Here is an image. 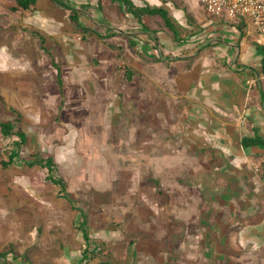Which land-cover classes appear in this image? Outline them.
<instances>
[{
  "label": "crops",
  "instance_id": "0c3cea01",
  "mask_svg": "<svg viewBox=\"0 0 264 264\" xmlns=\"http://www.w3.org/2000/svg\"><path fill=\"white\" fill-rule=\"evenodd\" d=\"M63 1L75 4L77 25L60 4L38 0L30 26L57 46L80 92L82 76L108 66L109 105H121L124 145L112 146L104 165L118 223L109 225V264H120L115 255L122 264H264V182L248 165L264 147L242 142L264 141V51L238 24L210 17V26L187 0H129L164 7L178 40L158 15L140 17L146 29L117 0ZM54 64L51 73L62 79L64 67ZM100 88L90 87L91 99ZM62 96L58 89L52 102ZM116 118L109 116V134ZM125 230L145 237L127 240Z\"/></svg>",
  "mask_w": 264,
  "mask_h": 264
},
{
  "label": "rangeland",
  "instance_id": "374dc122",
  "mask_svg": "<svg viewBox=\"0 0 264 264\" xmlns=\"http://www.w3.org/2000/svg\"><path fill=\"white\" fill-rule=\"evenodd\" d=\"M172 1L177 6L184 3ZM187 1L196 16L209 17L191 0ZM33 9L24 11L15 0H0V100L4 104L0 103V123L14 121V116L3 107L20 114L19 127L27 142L19 151V159L52 158L53 177L61 179L66 188L60 193V188L47 178V170L36 165L3 166L7 162L6 151L17 138L3 137L0 133V252L10 249L18 256L8 254L5 264L109 262V253L114 255L109 252V225L118 223L117 217L112 216L115 210L109 211V169L105 175L104 165H109L112 158L109 149L112 146L121 149L124 145L120 132L124 126L121 105L120 108L109 105L105 86L107 81L109 85L108 66L99 67L91 78L82 76L85 82L82 92L74 88L73 72L65 70L68 62L59 55L57 46L45 37L44 31L30 26ZM193 19L194 28L199 29L200 24ZM209 21L210 26H215ZM219 21V25L225 24ZM226 27L228 34L230 27ZM77 31L83 36L81 30ZM81 36L78 41L87 45L89 40L87 37L82 40ZM54 61L64 67L61 80L65 96L60 103L52 102L58 89L62 90L51 73ZM91 86L101 87L96 100L90 98ZM49 92L51 95L46 94ZM110 115L117 120L109 134ZM116 187L120 189V185ZM82 213L91 248L95 244L103 246L88 260L81 256L85 247L78 227ZM124 223L120 219L118 229L122 230ZM123 234L127 240L128 235L145 237L141 232L137 235L127 230ZM115 259L123 263L122 256L115 255Z\"/></svg>",
  "mask_w": 264,
  "mask_h": 264
},
{
  "label": "trees",
  "instance_id": "16d2710c",
  "mask_svg": "<svg viewBox=\"0 0 264 264\" xmlns=\"http://www.w3.org/2000/svg\"><path fill=\"white\" fill-rule=\"evenodd\" d=\"M38 0H15L17 6L26 11V10H30L33 9L34 6L36 5ZM54 3H58L60 4L64 9H67L70 11V15H69V19L71 20V22H73L74 24H78L77 20H78V11L76 10V8L74 7L75 4L71 3L69 1H63V0H51ZM118 3L122 4V6L126 9V12L129 13L133 19H135L137 21L138 24L142 25L145 27V25L142 24V21L140 19V17L142 16H153V15H158L159 17H161L164 26L169 29L173 36H175V39L178 40V33L180 32V28L173 24L171 21V17L169 15V12L164 8H150V7H145V8H136L133 6V4L129 1V0H117ZM146 28V27H145ZM239 31H241V28L238 27ZM147 29V28H146ZM258 47V45H256ZM260 48V47H259ZM56 80L57 83L59 85V87H61V77H60V71L57 70L56 71ZM128 72V71H127ZM127 72L125 73L124 77L127 76ZM262 72L264 74V60L262 63ZM62 95V94H61ZM0 103L2 105L3 102L0 100ZM4 110H6L7 112H10L12 114V116H14V121H7V122H2L0 123V133L2 134L3 137H11V136H15L17 139L15 141H13V147L10 150L6 151L7 154V162L3 163V166H15L17 168L22 167V166H38L42 169H46L47 170V178L56 186H58L60 188V193L65 191L66 185L65 183L59 179V178H54L53 177V159L52 158H40V157H34L32 160H26V159H19V151L21 150V148L23 146L26 145L27 142V136L24 133L23 130H21V128L19 127V125L21 124V120H22V116L18 113H16L13 109L11 108H6L3 107ZM243 146L244 148H251V147H264V141L261 140L259 137H255L254 139H250L248 140H243ZM65 200L67 202H70L69 200V196L65 195ZM81 218V223L78 224L79 227V231L81 233V240L83 241V245L85 246L83 251H82V259L83 260H88L90 259L93 254H96L97 250H99V247L95 248H91V241L89 240L86 231L84 230V225L86 224V217L85 215L82 213L80 215ZM100 246V245H99ZM8 254H12L14 256V258H17L18 256H16V253H13L10 249H6L0 252V264H5L4 261L7 257ZM101 264H109L108 261L101 263Z\"/></svg>",
  "mask_w": 264,
  "mask_h": 264
},
{
  "label": "built area",
  "instance_id": "2783aa9c",
  "mask_svg": "<svg viewBox=\"0 0 264 264\" xmlns=\"http://www.w3.org/2000/svg\"><path fill=\"white\" fill-rule=\"evenodd\" d=\"M197 3L212 19L240 25L244 36L264 51V0H197ZM248 165L264 182V155L249 159Z\"/></svg>",
  "mask_w": 264,
  "mask_h": 264
}]
</instances>
